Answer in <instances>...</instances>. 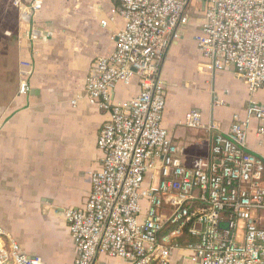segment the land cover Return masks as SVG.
Returning a JSON list of instances; mask_svg holds the SVG:
<instances>
[{
	"label": "built area",
	"instance_id": "2783aa9c",
	"mask_svg": "<svg viewBox=\"0 0 264 264\" xmlns=\"http://www.w3.org/2000/svg\"><path fill=\"white\" fill-rule=\"evenodd\" d=\"M113 1L124 28L113 53L92 62L85 89L109 114L97 142L104 159L84 206L65 211L76 244L73 264H94L98 255L127 264H172L176 251L188 252L193 264H264V107L252 102L243 117L234 116L227 135L213 139L208 156L186 165L163 124V67L191 23L194 0ZM195 1L203 11L197 47L208 69H235L254 97L264 88V0ZM13 5L28 15L19 25L33 41L51 36L32 25L44 0ZM21 67L31 71L33 65ZM136 80L139 93L116 103L117 87ZM29 90L23 77L19 94ZM184 125L205 126L195 110L186 113ZM252 129L263 153L249 150ZM0 264L44 263L27 256L0 226Z\"/></svg>",
	"mask_w": 264,
	"mask_h": 264
},
{
	"label": "crops",
	"instance_id": "0c3cea01",
	"mask_svg": "<svg viewBox=\"0 0 264 264\" xmlns=\"http://www.w3.org/2000/svg\"><path fill=\"white\" fill-rule=\"evenodd\" d=\"M118 7L113 0H44L32 25L51 36L39 41L20 29L23 15L14 7L19 76L20 81L28 80L30 90L27 95L18 92L12 106L0 107V226L27 256L44 264H73L76 258L65 211L83 207L91 193V177L104 159L98 137L109 118L85 96L86 79L92 62L115 49L117 34L124 28L123 19L113 14ZM188 27L170 47L163 67V124L180 147L183 162L191 166L210 154L213 139L227 135L234 116L240 115L238 105L245 99L240 100L234 82L241 83L244 95L251 94L235 69H208L199 50L196 62L182 57ZM23 62L32 63L31 71L22 69ZM188 65L189 74L184 69ZM139 91L136 80L130 87L119 85L113 98L121 103ZM258 93L264 100V88ZM193 110L203 117L202 129L184 125L186 113ZM244 115L245 110L240 116ZM211 123L218 128L210 130ZM248 144L251 152L263 153L254 129ZM189 256L176 251L172 264H193ZM94 264L127 263L98 255Z\"/></svg>",
	"mask_w": 264,
	"mask_h": 264
},
{
	"label": "rangeland",
	"instance_id": "374dc122",
	"mask_svg": "<svg viewBox=\"0 0 264 264\" xmlns=\"http://www.w3.org/2000/svg\"><path fill=\"white\" fill-rule=\"evenodd\" d=\"M14 0H0V107L4 105H13L17 93L19 92L20 76L19 64L16 57L15 36L18 30L17 13L13 7ZM191 24L188 27V33L184 43V50L180 52L183 58L196 62L200 58L197 49L196 37L199 33V27L203 19L202 6L197 1H192L190 6ZM181 65V64H180ZM187 73H190V65L186 66ZM189 70V71H188ZM186 73V74H187ZM204 73V72H200ZM187 83V82H185ZM235 92H240V100L245 99L243 106L238 105L240 115L252 103H257L258 106H264V100L257 96L255 98L244 95L240 82H234ZM241 87V88H240ZM2 110V109H1Z\"/></svg>",
	"mask_w": 264,
	"mask_h": 264
},
{
	"label": "water",
	"instance_id": "95a60500",
	"mask_svg": "<svg viewBox=\"0 0 264 264\" xmlns=\"http://www.w3.org/2000/svg\"><path fill=\"white\" fill-rule=\"evenodd\" d=\"M23 18H29L27 14H23Z\"/></svg>",
	"mask_w": 264,
	"mask_h": 264
}]
</instances>
